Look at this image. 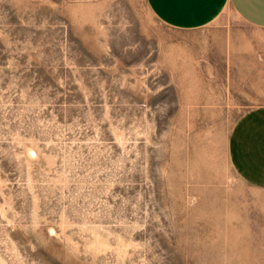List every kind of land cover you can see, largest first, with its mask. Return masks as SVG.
<instances>
[{"label": "rangeland", "instance_id": "rangeland-1", "mask_svg": "<svg viewBox=\"0 0 264 264\" xmlns=\"http://www.w3.org/2000/svg\"><path fill=\"white\" fill-rule=\"evenodd\" d=\"M204 39L144 0H0V264H264V189L227 151L264 99Z\"/></svg>", "mask_w": 264, "mask_h": 264}, {"label": "crops", "instance_id": "crops-1", "mask_svg": "<svg viewBox=\"0 0 264 264\" xmlns=\"http://www.w3.org/2000/svg\"><path fill=\"white\" fill-rule=\"evenodd\" d=\"M144 1L152 19L167 30L208 37L201 50L209 54L201 58V67L217 70V83L241 94L231 97L264 99V0ZM181 49L189 50L178 46L177 51ZM227 151L240 178L264 189V106L239 119Z\"/></svg>", "mask_w": 264, "mask_h": 264}]
</instances>
